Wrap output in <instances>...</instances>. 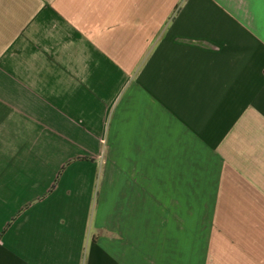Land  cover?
<instances>
[{"label":"crops","instance_id":"obj_1","mask_svg":"<svg viewBox=\"0 0 264 264\" xmlns=\"http://www.w3.org/2000/svg\"><path fill=\"white\" fill-rule=\"evenodd\" d=\"M0 264H264V0H0Z\"/></svg>","mask_w":264,"mask_h":264}]
</instances>
